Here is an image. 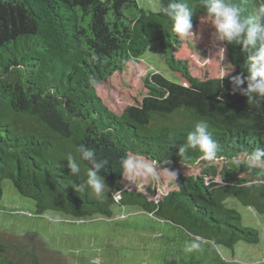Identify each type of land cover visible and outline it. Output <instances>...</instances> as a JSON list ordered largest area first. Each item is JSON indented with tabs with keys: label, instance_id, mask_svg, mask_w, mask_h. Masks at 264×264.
<instances>
[{
	"label": "trees",
	"instance_id": "trees-1",
	"mask_svg": "<svg viewBox=\"0 0 264 264\" xmlns=\"http://www.w3.org/2000/svg\"><path fill=\"white\" fill-rule=\"evenodd\" d=\"M169 2L158 0L151 10L137 0H0V201L8 180L35 215L82 221L136 207L149 216L145 225L181 246L163 245L171 264H250L227 261L215 247L233 251L238 242L260 241L259 230L224 202L233 197L264 220V165L245 162L248 152L264 148V98L249 105L228 75L220 82L232 66L229 75H246L249 53L215 41L200 0H188L199 34L193 41L179 37L159 11ZM238 3L250 14L256 0ZM150 45L158 47L169 78L142 59ZM199 120L220 143L215 161L198 150L178 154ZM79 144L108 161L100 172L109 189L103 201L72 186L90 167L80 161V176L70 174L64 158L77 155ZM126 153L156 160L175 180L166 189L160 176L128 187L120 167ZM117 190L124 191L119 203L111 198ZM192 242L199 249L186 252ZM75 258L61 257L37 236L0 234V264H79Z\"/></svg>",
	"mask_w": 264,
	"mask_h": 264
},
{
	"label": "rangeland",
	"instance_id": "rangeland-1",
	"mask_svg": "<svg viewBox=\"0 0 264 264\" xmlns=\"http://www.w3.org/2000/svg\"><path fill=\"white\" fill-rule=\"evenodd\" d=\"M137 1L143 7L157 9L158 0ZM142 59L149 70L170 77L171 72L165 66L156 45H150ZM156 176L162 178L159 182L162 188H168L167 184L171 181L170 173L159 169ZM150 178L151 176L133 177L131 180H124L126 185L131 187L136 184L146 185L152 179ZM155 185L157 186V183ZM2 188L0 234L12 239L28 234L37 236L47 247L58 250L61 257L66 259L76 257V263L164 264L158 263L164 259L165 264H171L174 258L163 251L164 246H167L169 251L182 249L176 243L168 242L162 234L166 233L163 230H151L148 223L145 225L149 216L136 207H114L112 218L96 217L91 220L72 221L53 212H47L42 216L35 215L32 210L33 203L21 197L8 180L2 182ZM224 203L240 212L244 225L259 230L260 241L258 244L238 242L233 251L216 246L218 253L227 261L264 264L263 218L252 208L241 206L233 197L226 199ZM60 262L65 264L62 260Z\"/></svg>",
	"mask_w": 264,
	"mask_h": 264
},
{
	"label": "clouds",
	"instance_id": "clouds-1",
	"mask_svg": "<svg viewBox=\"0 0 264 264\" xmlns=\"http://www.w3.org/2000/svg\"><path fill=\"white\" fill-rule=\"evenodd\" d=\"M200 4L209 18L210 24L214 28L213 36L215 41H222L224 44H237L241 51L249 53L244 63L243 71L246 75H229L232 67L225 69L220 75V82L228 75L232 85V91H239L247 97L249 105L260 104V98H264V0H256L251 13H246L245 9L238 3V0H200ZM159 11L169 18L173 31L182 39L192 40L198 33L192 31L193 10L189 6L188 0H170L167 6L161 5ZM136 21L133 20L130 27H134ZM224 47H220L219 59H224ZM246 83V87H239ZM220 143L214 138L210 131L209 124L204 120L193 123L191 130L187 132L185 141L179 145L178 154L186 157L189 150H198L201 159L206 161L217 160ZM74 151L77 155L69 153L64 159L70 174L77 177L81 174L80 161H86L90 167L84 169L86 177L79 184H73L77 193H85L87 190L101 201L107 199L106 192L109 191L104 182V177L100 175L102 169L106 167L108 161L99 158L94 149L79 144ZM237 165L241 163L239 158L234 161ZM245 162L249 167H259L264 165V148L257 147L245 155ZM167 164L169 161L165 160ZM122 176L125 180L133 177H155L160 168L156 160H150L142 155L126 153L120 158ZM173 181L176 173L167 170ZM126 187V185H125ZM121 190L112 192V200L119 203L123 198ZM51 219V217H46ZM59 219V218H57ZM197 242H192L186 247V252L199 249Z\"/></svg>",
	"mask_w": 264,
	"mask_h": 264
}]
</instances>
